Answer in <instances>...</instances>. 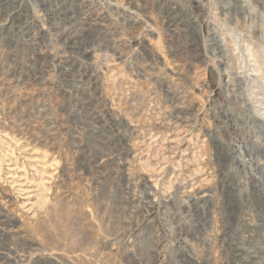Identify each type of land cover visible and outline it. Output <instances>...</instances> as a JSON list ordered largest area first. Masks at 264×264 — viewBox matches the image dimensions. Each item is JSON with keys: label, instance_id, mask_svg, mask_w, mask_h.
<instances>
[{"label": "rangeland", "instance_id": "374dc122", "mask_svg": "<svg viewBox=\"0 0 264 264\" xmlns=\"http://www.w3.org/2000/svg\"><path fill=\"white\" fill-rule=\"evenodd\" d=\"M0 10V264H264V0Z\"/></svg>", "mask_w": 264, "mask_h": 264}, {"label": "bare ground", "instance_id": "6f19581e", "mask_svg": "<svg viewBox=\"0 0 264 264\" xmlns=\"http://www.w3.org/2000/svg\"><path fill=\"white\" fill-rule=\"evenodd\" d=\"M5 2H6V0H5ZM82 3H84V2H82ZM81 3V4H82ZM2 5H3V0H2ZM5 5V4H4ZM80 5V4H79ZM86 6L87 7H91V6H89L88 4H86ZM7 7V6H6ZM8 7H10V6H8ZM18 7V6H17ZM20 7V6H19ZM241 7V6H240ZM82 8V7H81ZM85 8V7H84ZM3 9V8H2ZM18 10V9H17ZM43 10H46V12H50V11H52L53 9H47V7H43ZM42 10V11H43ZM68 10V12H63V19H65L67 22H66V24L68 23V25L70 26V27H65L64 29H63V31H61V30H59V28L58 27H61V26H58V27H56V26H54V27H52V30H53V32H55V34H59L60 35V33H62L64 36H65V38H67V36H68V38H71V36H69V34H73L74 33V31H79V32H85V31H87L88 30V28H92V27H95V26H97L98 24H99V21L103 18V17H101V16H99V15H97V16H94V15H92V14H90V15H88V16H85V15H87V14H85V15H83V17L81 18V21H82V23H81V25L80 26H78V27H76L75 25L76 24H74V17H75V15H74V13H76V12H74V10L72 9V7H70L69 9H67ZM86 10V9H85ZM89 10V9H88ZM1 11V10H0ZM54 11V10H53ZM64 11V10H63ZM19 12V11H18ZM62 12V11H61ZM86 12V11H85ZM2 13V12H1ZM4 13V12H3ZM51 13V12H50ZM49 13V14H50ZM78 13V12H77ZM47 14V13H46ZM51 14H53V13H51ZM58 14V13H57ZM79 14V13H78ZM83 14V13H82ZM9 15V10H6L5 11V21L7 22L8 21V17L10 16H8ZM18 15V14H17ZM81 15V14H80ZM26 16H27V13H26ZM30 16V15H29ZM20 17V16H19ZM23 17H24V15H23ZM50 17V16H49ZM57 18H59V17H57ZM61 18V17H60ZM59 18V19H60ZM80 18V17H79ZM30 19V18H29ZM29 19H25V23L26 24H28L29 23ZM2 20V19H1ZM4 20V19H3ZM32 20V19H31ZM30 20V21H31ZM34 20V19H33ZM32 20V21H33ZM58 20V19H57ZM56 20V21H57ZM78 21V20H77ZM61 22V21H60ZM1 24H2V22H1ZM35 24H37V23H35ZM55 24V23H54ZM3 25V24H2ZM59 25H60V23H59ZM65 25V24H64ZM4 26V25H3ZM10 26V25H9ZM8 26V27H9ZM11 26H13V25H11ZM32 26V25H31ZM6 27V26H5ZM2 28V27H1ZM97 28V27H96ZM94 29V28H93ZM9 30V29H8ZM28 31H30V32H32V35L31 36H33L34 37V39H36V40H38L39 39V37L38 36H40V32H41V28L40 29H38L35 25H33L32 26V28L30 29V30H28ZM28 31H26V32H28ZM29 32V33H30ZM52 33V32H51ZM44 34V33H43ZM68 34V35H67ZM79 34V33H78ZM38 35V36H37ZM49 35V34H48ZM75 35V34H74ZM54 36H56V35H54ZM80 38H83V37H80ZM105 38V37H104ZM60 39V38H59ZM64 39V38H63ZM88 39V38H87ZM61 40V39H60ZM66 40V39H65ZM74 41V40H73ZM72 42V41H71ZM37 43V42H36ZM80 43H81V41H80ZM66 44V43H65ZM74 44V43H73ZM82 44V43H81ZM67 46V45H66ZM77 46V45H76ZM73 47H75V46H73ZM84 47H86V49H87V46H84ZM61 49V48H60ZM73 49V48H72ZM84 49V48H83ZM42 50V49H41ZM66 50V49H65ZM63 51V50H62ZM75 51V50H74ZM84 52V51H83ZM88 52V51H87ZM46 53V52H45ZM70 53V52H69ZM79 53H80V51H79ZM89 53V52H88ZM42 54V53H41ZM72 54V53H71ZM82 54V53H81ZM84 54H85V52H84ZM53 66V65H52ZM51 67V66H50ZM54 67V66H53ZM236 250V249H235ZM254 262V261H253ZM256 263V262H255ZM252 264V263H251Z\"/></svg>", "mask_w": 264, "mask_h": 264}]
</instances>
